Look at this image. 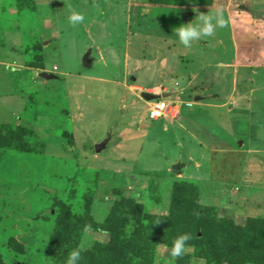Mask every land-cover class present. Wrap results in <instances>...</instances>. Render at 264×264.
<instances>
[{
    "label": "rangeland",
    "instance_id": "374dc122",
    "mask_svg": "<svg viewBox=\"0 0 264 264\" xmlns=\"http://www.w3.org/2000/svg\"><path fill=\"white\" fill-rule=\"evenodd\" d=\"M211 1L213 10L221 3L260 12L264 22V0ZM193 9L149 0H0V264H67L74 249H82L79 264H255L240 254L198 256L204 223L213 233L220 224L244 229L264 221V129L245 146L228 137L225 111L195 98L206 89L197 64L186 68L185 82L170 78L176 87L158 80L159 63L173 58L179 42L175 27L195 19L185 13ZM73 11L85 20L70 23ZM164 90H179L182 98L167 100L179 113L150 121L153 101L141 94ZM189 118L197 119L193 126ZM15 138L29 146L16 149ZM123 193L138 195L134 211L144 219L120 206ZM174 215L196 235L182 257L170 256L172 242L148 237L124 259L107 257L119 241L150 231L145 218ZM72 222L83 224L80 245L66 240ZM242 239L227 242L240 246Z\"/></svg>",
    "mask_w": 264,
    "mask_h": 264
},
{
    "label": "crops",
    "instance_id": "0c3cea01",
    "mask_svg": "<svg viewBox=\"0 0 264 264\" xmlns=\"http://www.w3.org/2000/svg\"><path fill=\"white\" fill-rule=\"evenodd\" d=\"M202 9L205 10L198 11L213 10L212 7ZM255 13H238L228 8L224 9L227 21L224 27L226 35L223 36L219 32V29L221 30L219 28L212 36L199 38L198 42L194 39L190 41L191 47H185L176 42L174 52L176 55L172 54V59L169 56L163 58L159 63L161 67L157 64L159 67V71L157 70L158 80L164 81L166 85L172 86V88L179 84L178 79L185 82L182 79H184L186 68L194 67L193 65L197 64L196 68L200 70L196 76L201 77L200 80L205 83L206 89L198 91L204 96H195V98L202 99L201 101L209 109L215 106L225 111L228 126H230L228 129L231 130L228 137L236 140V142L241 141L240 144L242 143L243 146H245V140H252L255 137L254 131L258 133L264 129V103H262L264 102V59L261 58V56L264 57V22L258 19V17L261 18V13ZM193 14L195 16L197 12ZM178 52L185 54L187 57L185 59H189L191 62L187 64V60H183L184 63L179 58L175 59V56L179 55ZM193 56L199 60L189 58ZM171 77H174L176 81L174 86L171 84L173 82ZM200 83L202 82L200 81ZM210 90L213 93H218V98H211L214 94L209 93ZM163 94H168L167 99L164 98L166 101L171 98H182L179 90L168 93L167 90H164ZM172 94L173 96L168 98ZM189 119H191L189 126L191 124L193 126L197 119ZM186 120L187 117L185 116L181 122L185 123ZM207 121L209 122V119ZM245 131L247 132L245 133ZM182 132L184 133L183 130Z\"/></svg>",
    "mask_w": 264,
    "mask_h": 264
},
{
    "label": "trees",
    "instance_id": "16d2710c",
    "mask_svg": "<svg viewBox=\"0 0 264 264\" xmlns=\"http://www.w3.org/2000/svg\"><path fill=\"white\" fill-rule=\"evenodd\" d=\"M150 3L152 4H156V5H173V6H183V7H188V8H203V7H209L210 6V2H212L211 0H149ZM185 13H194L193 10H189L188 12ZM27 131V130H26ZM25 132V131H24ZM23 139L20 138H15L14 142L12 143V145L15 146L16 149H25L27 146H29L28 144L25 143V141L23 142ZM11 144V143H9ZM122 190H124V184H122ZM138 195L133 193L131 194L129 197H127L126 195H124V193L122 195H120V200L124 203L122 205H120L123 209L126 210V212L128 213V215L134 216L133 213L135 212L134 210V203L136 201V197ZM60 198L57 196H52V206H55L56 210H60V213L63 212L64 214V209L62 207V204H60ZM92 201V200H91ZM116 205V204H115ZM59 206V207H58ZM91 203L89 204V209L91 207ZM62 207V208H61ZM174 207L172 206L171 210ZM177 210V209H176ZM184 210V209H183ZM185 211H187L185 209ZM188 213H190V215L187 216V219H191L192 216V212L191 209H189V211H187ZM143 213L141 211V209H139L137 212H135V214L140 215L139 217H141L140 221L142 219H144ZM124 215V214H123ZM135 215V216H136ZM174 218H171L172 216L165 218V219H160V218H156V217H152V218H145L144 221H151L149 223V225L147 226V229L150 230L148 232L145 233V235L141 238L138 239L136 237L137 232H134V234H132V238L130 239H123L121 241H119L116 246H114L113 248H108V251L110 252V256H107L110 258L111 262H113L114 260L117 259H124L125 258V254L126 251L128 252L129 250H131L132 245L135 243H140V242H144V240L146 239V237H148L149 240L148 242H159V243H166L168 241L173 242L174 239L182 234V233H187L188 231H185L184 226L181 223V220L179 218L176 217V215H174ZM127 219V218H125ZM128 220V219H127ZM106 222V221H105ZM83 224L82 223H67L66 226L67 228H70L71 231H67V237L66 240H71V238L76 237L78 239V245L81 244L82 241V233H81V227ZM98 225V224H96ZM117 225V224H115ZM114 225V226H115ZM79 227V229H77ZM97 227V226H96ZM120 227H122V225H120ZM113 228H117L119 231V234H122V232H124V228H118V226L112 227ZM210 225L209 223H204V225L202 226V228L200 230H198L201 235L202 238H205L202 243V245L199 246L200 248V253L198 254V256H202L208 259V257H212L214 258V260H219L221 257L223 256H232L233 255H242L244 258L248 257L249 259H253V263L255 264H264V221L261 222H257V221H252V223H250V226L248 225V227L244 228V229H240V228H231L230 226H226V225H222L220 224L218 226L217 229H215L212 232H210ZM83 229V228H82ZM156 229H158V231H156ZM114 230V229H113ZM197 231V232H198ZM76 236H74L75 233ZM189 233L192 235V239L190 241H192L196 235H194V233L192 231H189ZM205 234V235H204ZM214 234H220L221 239L215 240V239H210L209 237L212 236L214 237ZM241 236V238L245 239L241 242V245L238 246L236 244H229L228 242L231 239H236L237 237ZM228 241V242H227ZM113 242V241H112ZM237 242V241H235ZM145 243V242H144ZM244 249V250H243ZM95 250V249H94ZM107 250V249H106ZM105 250V251H106ZM100 249L95 250L94 252H96L95 256H98ZM99 252V253H98ZM245 253V254H244ZM85 257L91 255V253H87L84 254ZM84 257V256H83ZM217 260V261H218ZM118 262V261H117ZM109 264V263H108Z\"/></svg>",
    "mask_w": 264,
    "mask_h": 264
},
{
    "label": "clouds",
    "instance_id": "9594fccd",
    "mask_svg": "<svg viewBox=\"0 0 264 264\" xmlns=\"http://www.w3.org/2000/svg\"><path fill=\"white\" fill-rule=\"evenodd\" d=\"M197 14L195 19L188 23H181L175 27V36L178 37L179 43L185 47H191L190 41L194 38H205L214 35L217 28H224L227 24L224 14V8L218 3L214 10L207 12H199L193 9ZM85 20V16L81 12L73 11L69 16V22L72 24L81 23ZM192 239L190 233H182L178 235L172 242L170 256L175 259L182 257L190 247L189 241ZM82 249H74L67 258V264H79Z\"/></svg>",
    "mask_w": 264,
    "mask_h": 264
},
{
    "label": "built area",
    "instance_id": "2783aa9c",
    "mask_svg": "<svg viewBox=\"0 0 264 264\" xmlns=\"http://www.w3.org/2000/svg\"><path fill=\"white\" fill-rule=\"evenodd\" d=\"M152 106L149 107L148 119L150 121H157L160 119H165L172 114L171 116L175 118L179 113L180 107L175 102L169 103L164 99L153 101Z\"/></svg>",
    "mask_w": 264,
    "mask_h": 264
},
{
    "label": "water",
    "instance_id": "95a60500",
    "mask_svg": "<svg viewBox=\"0 0 264 264\" xmlns=\"http://www.w3.org/2000/svg\"><path fill=\"white\" fill-rule=\"evenodd\" d=\"M89 54H90V51H88L83 57V64L86 68H89L92 66V59L89 57ZM141 96L146 101L151 102V101H155V100L164 99L168 96V94L155 95V94H150V93H142ZM141 126L146 127L145 124H142ZM179 169H180V166H178V165L172 166V171L174 173H178Z\"/></svg>",
    "mask_w": 264,
    "mask_h": 264
}]
</instances>
